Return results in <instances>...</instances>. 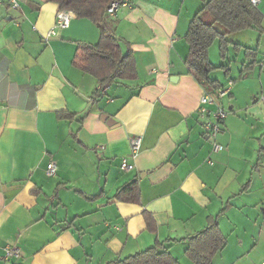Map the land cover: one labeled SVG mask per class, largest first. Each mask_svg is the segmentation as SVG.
Wrapping results in <instances>:
<instances>
[{
    "label": "crops",
    "instance_id": "crops-1",
    "mask_svg": "<svg viewBox=\"0 0 264 264\" xmlns=\"http://www.w3.org/2000/svg\"><path fill=\"white\" fill-rule=\"evenodd\" d=\"M18 1L0 0V264L9 245L20 249L12 264H108L159 244L193 264L185 239L226 207L218 220L227 243L212 264H263L264 53L245 72L228 63L225 81L211 75L234 82L213 140L197 113L206 91L185 63L204 0H132L108 16L138 76L108 87L73 66L78 43L99 42L92 21L69 11V27L51 35L59 6ZM257 7L264 15V0ZM215 54L212 46V64ZM123 159L134 168L123 170ZM133 182L140 203L113 199Z\"/></svg>",
    "mask_w": 264,
    "mask_h": 264
},
{
    "label": "trees",
    "instance_id": "trees-1",
    "mask_svg": "<svg viewBox=\"0 0 264 264\" xmlns=\"http://www.w3.org/2000/svg\"><path fill=\"white\" fill-rule=\"evenodd\" d=\"M57 4L59 10L71 11L77 17L89 19L100 30V39L96 45L78 43L73 59V66L94 77L102 87L111 86L117 80L132 81L137 79L136 61L133 51L128 46L123 53L121 43L124 42L115 34L114 22L109 19L107 9L115 0H47ZM202 8L192 18L186 40L190 46L185 61L189 74L193 75L206 92H214L223 85L211 77L217 69H225L228 76V63L219 66L209 60V50L218 41L220 56L227 58L229 45L233 42L229 37L247 30L264 32V15L251 0H204ZM210 18V21L208 20ZM239 49L243 45L234 43ZM244 47V46H243ZM245 72L257 63L258 46L244 47ZM249 61V63H247ZM72 116V115H71ZM262 151V150H261ZM140 190L136 182L120 188L113 199L120 202L140 203ZM227 207L221 214H224ZM218 216H210L207 226L202 231L185 239L187 248L185 256L193 264H212L216 255L226 246L227 239L220 230ZM147 228L156 231L153 215L144 212ZM108 264H181L161 244L124 259Z\"/></svg>",
    "mask_w": 264,
    "mask_h": 264
},
{
    "label": "built area",
    "instance_id": "built-area-1",
    "mask_svg": "<svg viewBox=\"0 0 264 264\" xmlns=\"http://www.w3.org/2000/svg\"><path fill=\"white\" fill-rule=\"evenodd\" d=\"M260 0H251V3L255 6L259 4ZM11 7L13 9H17L20 4L18 0H9ZM2 3L0 2V6ZM132 8L133 2L132 0H115L113 1L107 9V14L109 17L114 18L117 14V11L122 8ZM72 18V13L65 10H60L57 13V24L55 26V30L51 31V35H56V30H64L69 27L70 21ZM260 66L264 67V60L260 62ZM233 86L232 81H228L225 85L218 88L214 92H205L204 95L201 97L200 106L197 110L198 115L200 118L203 119V126L205 133L209 139L216 140L218 135L221 132V124L227 118L228 111L225 109L223 105V99L230 94L231 89ZM264 99V97H263ZM210 106H214V109H210ZM130 144L132 148L133 156L137 155L141 149L142 145V136L137 135L130 138ZM223 146L215 143L214 144V151H221L223 150ZM210 164L213 162L210 160ZM122 169L125 171L132 170L134 165L131 164L127 159L122 160ZM57 172V166L54 162H50L47 166V174L50 176L55 175ZM20 257V249L16 245H9L5 249V256L4 260L7 264H12V259H18ZM264 264V263H263Z\"/></svg>",
    "mask_w": 264,
    "mask_h": 264
},
{
    "label": "rangeland",
    "instance_id": "rangeland-1",
    "mask_svg": "<svg viewBox=\"0 0 264 264\" xmlns=\"http://www.w3.org/2000/svg\"><path fill=\"white\" fill-rule=\"evenodd\" d=\"M208 20L210 21V18H208ZM248 31H251V30L233 34L229 37V39L234 40L235 44L238 42H243V44H249L247 46H252L250 48H256V46H258L259 55H262L264 53V33L259 35L257 33L253 34ZM234 43L229 45L227 58H226L227 60L225 61L226 63H230V69H231L232 74L233 73L237 74L240 71L242 64L245 62L246 58H245L244 47L242 46L238 49L234 45ZM250 44H253V45H250ZM212 46L214 48V51H216V54L214 55L213 64H220L222 59L220 56L219 42L216 41ZM219 72L221 73V80L225 81L226 80L225 69H217L212 73V75H214L215 73H219Z\"/></svg>",
    "mask_w": 264,
    "mask_h": 264
},
{
    "label": "water",
    "instance_id": "water-1",
    "mask_svg": "<svg viewBox=\"0 0 264 264\" xmlns=\"http://www.w3.org/2000/svg\"><path fill=\"white\" fill-rule=\"evenodd\" d=\"M102 120H107V116H102ZM112 123V121L111 120H109V124H111Z\"/></svg>",
    "mask_w": 264,
    "mask_h": 264
}]
</instances>
